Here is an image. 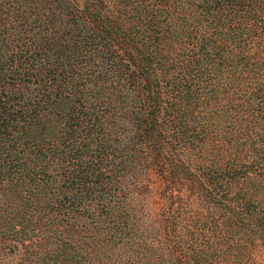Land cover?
<instances>
[{
  "label": "trees",
  "instance_id": "1",
  "mask_svg": "<svg viewBox=\"0 0 264 264\" xmlns=\"http://www.w3.org/2000/svg\"><path fill=\"white\" fill-rule=\"evenodd\" d=\"M256 241L264 0H0V261L251 264Z\"/></svg>",
  "mask_w": 264,
  "mask_h": 264
},
{
  "label": "rangeland",
  "instance_id": "2",
  "mask_svg": "<svg viewBox=\"0 0 264 264\" xmlns=\"http://www.w3.org/2000/svg\"><path fill=\"white\" fill-rule=\"evenodd\" d=\"M150 181L152 182L151 184V189H150V193L146 194L143 197H147L148 196V201H146V206L150 207V210H153L157 207L156 203H157V192L160 188L159 185V179L156 177V175H154L153 173L150 175ZM141 192L135 194V197H138V199L143 198L141 196ZM138 202L135 201L134 206L137 207ZM137 210V209H136ZM138 212V214L140 215V209L135 211ZM88 224L86 219H82V218H78L76 216V218L74 219V226L77 228V230H79L81 233L80 235H85L86 231L84 230L86 228V225ZM80 235H76L75 237H77V240H74L73 244L75 249H77V252H81L82 255L85 254L87 252V246L84 245V242L82 240L79 239ZM4 245V244H3ZM10 245H13V242L10 243ZM25 253H24V249L23 247H20L19 245V249L18 251H16L14 254L10 255L9 257H6V259L4 258L3 261H0V264H28V260H23L25 258ZM251 258H252V263L251 264H264V251L263 248L260 247V244L256 241V243L252 246L251 248Z\"/></svg>",
  "mask_w": 264,
  "mask_h": 264
}]
</instances>
